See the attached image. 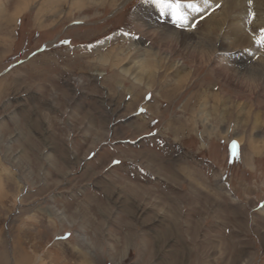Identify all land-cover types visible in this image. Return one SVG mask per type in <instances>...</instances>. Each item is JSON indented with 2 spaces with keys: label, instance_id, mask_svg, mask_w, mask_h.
Returning <instances> with one entry per match:
<instances>
[{
  "label": "rangeland",
  "instance_id": "1",
  "mask_svg": "<svg viewBox=\"0 0 264 264\" xmlns=\"http://www.w3.org/2000/svg\"><path fill=\"white\" fill-rule=\"evenodd\" d=\"M93 1L0 16V264H264L263 88L216 75L218 47L167 59L156 0Z\"/></svg>",
  "mask_w": 264,
  "mask_h": 264
},
{
  "label": "bare ground",
  "instance_id": "2",
  "mask_svg": "<svg viewBox=\"0 0 264 264\" xmlns=\"http://www.w3.org/2000/svg\"><path fill=\"white\" fill-rule=\"evenodd\" d=\"M189 1L191 2L193 0H189ZM248 1H251L252 3L256 4V7L253 11L251 9L249 10ZM96 2L97 1H93V3H96ZM189 4H191L192 7H187L188 4H185V6L182 8V13L185 19L186 18L187 19L188 18L190 19L202 18L203 15L205 14V17H203L204 18L203 20L205 23V29H204V33H202L201 35H197L195 33H190V32L182 30V25H184L182 21L184 19L177 20L173 16L172 10L169 8H165L162 6L158 8L156 6H154V8H152L151 6H149V8H145V9L143 8L144 9L143 14L147 22L145 25L147 24L149 25V29L147 33L153 39L154 41L153 45L160 44L163 47L161 48V50H164L167 53V59L169 58V60L171 56L177 53H183L189 56L192 55L191 57L200 56L203 58L205 57V55L211 54L210 51H212L213 48L218 47L219 49L218 48L217 49L220 50L221 57L223 58L228 57L232 60V64L234 63L238 65L232 66L231 64L225 63L226 65H223L222 68L218 70L214 69L216 71V75H220V77L224 76L228 84H230L231 80H233L232 78L236 76V77H239L240 79L247 80V82H249L252 85V88L254 90L260 86L264 90V46L260 47L257 44V40L260 39L259 37L264 35V29H263L262 34L253 36L254 35L252 34L253 29L252 28L248 29V27H246V24H247L246 20L252 14V16L255 15L258 17V21L261 22L262 28H264V0H194V3H189ZM26 5H27L26 0H18V3L15 7V12L13 13V15L9 16L8 15L9 13L3 12L2 9L0 8V16L1 18L6 20L7 24L8 23L13 24L17 16L20 14L21 12L20 10H23L24 8H26L27 7ZM217 6L221 8V10L218 12V15L217 16L210 15L209 14L210 11L211 10L214 11V9H216ZM163 19L165 20L163 21ZM217 32H222L223 36L219 38V36L216 35ZM224 36L231 37L234 40L235 44L237 45L236 47L239 48V51H242L243 53L238 54V52H235L230 47H228L222 39ZM191 43L197 45L195 46L196 48L192 46ZM203 45L209 48L208 50L209 52L203 53L201 51L202 50L201 47ZM258 52L260 54L262 53L261 58H260V63L258 64L254 63L253 65L254 61L250 62L248 56H250L249 54L251 53L257 54ZM149 53L150 55L151 54L156 55L155 52L153 53L149 52ZM246 57L248 58L245 59ZM196 60H199V59L196 58ZM230 65L232 66V68ZM150 69H148V71H150ZM236 69H239V71L240 70L241 71L236 72ZM131 70L132 68L128 69L127 71L125 70L123 74L126 76ZM139 79H137L138 82L140 81ZM177 85H180V84H177ZM263 90L261 92L262 95L264 93ZM211 97H212L211 98L212 102L216 103L217 105L218 103H221L222 101L221 99H223L220 95H217V94H213Z\"/></svg>",
  "mask_w": 264,
  "mask_h": 264
},
{
  "label": "snow or ice",
  "instance_id": "3",
  "mask_svg": "<svg viewBox=\"0 0 264 264\" xmlns=\"http://www.w3.org/2000/svg\"><path fill=\"white\" fill-rule=\"evenodd\" d=\"M158 4H160L162 7L169 8L172 10L173 16L177 20H183L185 19L182 8L185 6L181 3V0H156ZM187 7H192L191 4H188ZM261 46H264V35L261 36L260 40L258 41ZM233 148H236V145H233ZM235 155V153H234Z\"/></svg>",
  "mask_w": 264,
  "mask_h": 264
}]
</instances>
